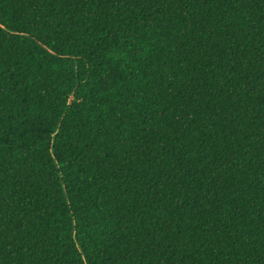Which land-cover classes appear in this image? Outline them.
<instances>
[{
  "label": "trees",
  "instance_id": "trees-1",
  "mask_svg": "<svg viewBox=\"0 0 264 264\" xmlns=\"http://www.w3.org/2000/svg\"><path fill=\"white\" fill-rule=\"evenodd\" d=\"M0 264H264V0H0Z\"/></svg>",
  "mask_w": 264,
  "mask_h": 264
}]
</instances>
